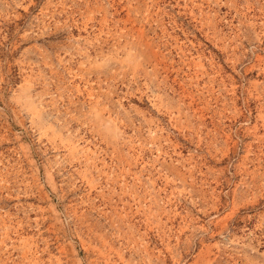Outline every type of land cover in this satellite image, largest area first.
Returning <instances> with one entry per match:
<instances>
[{"label": "rangeland", "instance_id": "1", "mask_svg": "<svg viewBox=\"0 0 264 264\" xmlns=\"http://www.w3.org/2000/svg\"><path fill=\"white\" fill-rule=\"evenodd\" d=\"M0 264H264V0H0Z\"/></svg>", "mask_w": 264, "mask_h": 264}]
</instances>
